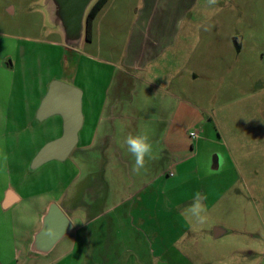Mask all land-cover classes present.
Here are the masks:
<instances>
[{"label":"rangeland","instance_id":"374dc122","mask_svg":"<svg viewBox=\"0 0 264 264\" xmlns=\"http://www.w3.org/2000/svg\"><path fill=\"white\" fill-rule=\"evenodd\" d=\"M141 3L118 0L115 15L120 19L111 28L112 34L107 29L108 16L100 22V34L96 18L93 40L83 42L74 54L63 45L48 0H0V196L9 187L22 198L10 209L0 206V264H56L60 254L70 250L72 233L48 255L28 251L31 235L50 201L74 225H81L78 242L86 245L87 231L96 232L101 242L103 219L90 226L87 222L90 214L103 211L101 206L96 209V198L103 195L111 216L115 215L110 231L121 264H157L154 260L162 257L163 245L173 248L167 264H264V0H218L215 6L196 0L177 25L173 48L181 49L177 59L167 52L141 72L142 78L154 82L153 75L167 71L170 78L160 81L162 91H140L143 82L135 81L137 91L127 94L135 119L111 124L109 132L118 139L106 144L100 138L104 130L97 118L107 91L125 65L130 24ZM53 79L82 91L85 119L77 144L65 160L31 170L29 162L38 149L61 133L59 116L43 121L34 117ZM132 86L130 82L128 88ZM113 94L117 95L116 87ZM177 98L188 101L191 112L179 124H170ZM197 112L199 123L195 122ZM97 127L99 136L86 150ZM137 132H146L153 148L151 158H145L149 163L145 168L154 164L153 159L163 162L170 150H184L179 156H191L195 150V158L174 168L172 177L162 175L156 180V172L147 169L134 173V157L123 141ZM193 133L200 136V146L187 150ZM103 149H119L123 154L115 171ZM225 153L233 164L225 162L212 170L208 161L219 163ZM104 170L107 173L101 175ZM215 173L214 181L211 175ZM90 175H98L94 187H90ZM173 180V185L167 184ZM95 182L108 183L111 192L103 194L102 185L96 189ZM116 182L125 188H118ZM145 182L150 185L138 194L142 200L138 208L148 216L141 221L132 215L136 200L129 197L125 204L119 200L134 195L135 183ZM197 192L207 197L208 219L194 227L180 213ZM91 201L94 204L87 208ZM74 214L79 222L73 220ZM215 227L225 233L214 237ZM81 255L79 262L88 263L90 254L84 250ZM64 261L75 264L68 258Z\"/></svg>","mask_w":264,"mask_h":264},{"label":"crops","instance_id":"0c3cea01","mask_svg":"<svg viewBox=\"0 0 264 264\" xmlns=\"http://www.w3.org/2000/svg\"><path fill=\"white\" fill-rule=\"evenodd\" d=\"M118 0H107L106 3L103 5V7L99 10L97 15L95 16L92 25H91V39L87 42H91L94 38V31H93V23L95 19L97 18V22H99V26L97 28V32L100 34L102 33L101 27H100V22L101 20L103 21V17L108 16L107 23L110 27H108V32L111 33V28H115L118 26V21L120 19V16L118 17L115 15L117 11H115L118 8L117 4ZM141 5L142 7L138 9V12L136 14V18L134 17L131 21L130 24V33L128 34L127 37V50L125 52V59L124 63L125 65L122 66V69L120 71V76L116 80V83H114L115 80L112 82L111 88L106 92L107 98L106 102L103 103L102 109L100 112L99 117L97 118V123L98 125L102 124L104 132L100 136L102 140H105L106 144L110 142V140L118 139L117 135H114L113 133L109 132L108 128L110 127L111 124H117L124 123L126 120L128 121H134V114H131V110L133 107L132 103L133 101L127 99V94L131 95L137 91V83L135 81H140L143 82L141 83V90L140 91H147V93L152 94V90L156 92L162 91L161 86H160V81L162 79L168 80L170 78L169 73L165 71L162 75H153L152 77H156V80L153 82L148 81L144 78L141 77V72L146 65H148L151 61L157 60L159 57L162 55L166 54L169 52V54L172 56V58L177 59V55L181 52V49L179 47H176L175 49L174 46L177 43V25L179 22L189 13V10H191L192 6L195 4L196 0H141ZM196 24L195 22H190L189 27L193 26V24ZM188 27V28H189ZM187 28V29H188ZM108 34V33H107ZM85 42V41H84ZM174 50V51H170ZM179 57V56H178ZM9 65V64H8ZM133 72V73H132ZM178 72V71H177ZM151 73H149L150 75ZM135 79V80H133ZM132 82L133 86L128 88V84ZM159 83V84H158ZM114 84V86H113ZM113 87H116L117 95L114 96V94L111 96L113 92ZM134 87V89H133ZM172 96H175L174 94H171ZM173 109V110H172ZM108 110V111H107ZM171 116L169 117L168 121H170V124L173 123H180L183 121L185 117H187L188 112H191L190 109V103L188 101L180 100L177 98V103L171 108ZM197 110V109H196ZM137 113V111H136ZM82 114H83V121L84 122L85 116H84V109H83V95H82ZM195 122L199 123L200 122V116L197 112V115L195 114ZM82 127V126H81ZM81 129V128H80ZM98 127L96 128L92 138L90 141L87 143L86 150H91L93 143L98 138ZM79 133V132H78ZM195 137H190L191 141L190 142V147L189 149L186 148L187 150H194L200 146V136H198L195 133ZM173 139L175 138L174 136L172 137ZM94 141V142H93ZM104 143V145H106ZM108 146V145H107ZM75 148V147H74ZM185 149V151H186ZM73 151V150H72ZM184 150H170L164 154V161L158 162V160L153 159L152 163H150V167L143 168L142 170H150V171H155L156 174L154 178L159 179L162 175L167 176H174L172 170L178 167H180L181 164L184 162L188 161L190 158H195V150L190 156L188 154H182L179 156V153ZM102 154L104 157H106V162H111V169L115 171L116 164L119 166V163L123 162L122 156L123 154L119 149H114V150H102ZM226 157L222 156L219 163L218 162H211L210 156L208 163L212 165L211 169L212 170H217L221 168L222 163L224 164L225 162L229 166V162L233 164L232 160L230 159L229 161V156L227 153ZM214 156V155H213ZM212 156V157H213ZM147 160V159H146ZM134 161V158H133ZM115 163V165H113ZM146 164H149L148 161H146ZM206 168V167H205ZM109 169V168H108ZM165 169V170H163ZM209 171V168L207 166L206 168ZM162 171V172H161ZM161 172V175H160ZM107 173L105 170L102 171L101 175H104ZM87 174H94V173H87ZM98 176V175H97ZM96 175H90L89 181L90 182V187L93 186V181L94 178L97 177ZM212 177L214 176V181L217 179L218 173H215V175H211ZM208 176H205L201 180H205ZM101 178H103L101 176ZM119 187L125 188V184H121L120 182H116ZM153 181H150V184H152ZM205 183V181H204ZM108 183H98L95 182L96 189L100 186L102 188L103 194H105V191L109 194L111 192V188ZM147 182L145 183H140L136 185V191L134 192V195H129L128 197H122L119 200V203L125 204L126 201L129 200V197H131L130 200H136L135 205L133 207V212L132 215H136V218L138 216V220H144L147 218L148 214L144 213L143 209L138 208V204L142 202L138 194L142 192L143 188H146ZM167 184H174V180L168 182ZM89 186V182L87 184V187ZM5 191V192H4ZM202 192H205V185H202ZM138 196V197H137ZM103 197L98 196L96 198V202L98 201V205L96 209L98 210L99 207L101 206L103 211L99 212H94L93 214L89 215L87 226H90V224L95 223L97 220L103 219L102 223V233L103 237L101 238V242L98 241V235L96 232H93L89 234L87 231V238H86V245L82 244L81 241H77L78 235L80 234L81 230V225L79 223H76L75 225L73 224V227L71 231L67 234L72 233V245L70 247V250L68 249L64 254H60L58 259L56 260V264H68L64 260L68 258L70 261L75 262V264H121L120 261V253L118 250V245L116 244L115 237H111V233L113 231H110V226H113V219L114 216L112 214L111 209L108 207V205H105V201H103ZM20 199L22 200L21 196L15 193L12 189L9 187L4 188V190L1 193L0 196V206L3 210L10 209L12 207L17 206L20 203ZM94 200V198H92ZM7 204H4V203ZM148 202H151L148 200ZM94 201H91L86 207H91L90 205H93ZM134 204V203H133ZM104 207V208H103ZM73 220L79 222L80 218L78 215L74 214ZM109 220V223H107ZM135 220V219H134ZM144 223V222H143ZM144 225V224H142ZM214 230V229H213ZM218 234L217 237L221 236L222 234L225 233V231L221 228L219 230H216ZM157 233V232H156ZM66 235V236H67ZM90 235V236H89ZM213 235V233H212ZM65 236V237H66ZM214 236V235H213ZM64 237V238H65ZM215 237V236H214ZM89 238V239H88ZM60 242V241H59ZM58 242V243H59ZM78 242V245H77ZM57 243V244H58ZM28 244V241H27ZM29 245V244H28ZM57 246V245H56ZM55 246V247H56ZM98 246L99 249H98ZM163 249V255L162 257L155 258L154 263L158 264L159 261L163 264H167V259H168V254L169 257L171 256V252L173 248L171 246H161ZM98 249V255L94 256V252ZM87 252L90 254L88 263H82L83 261L79 262V260L82 258L81 252ZM162 259V260H160ZM79 263H78V262ZM260 264V263H259Z\"/></svg>","mask_w":264,"mask_h":264},{"label":"water","instance_id":"95a60500","mask_svg":"<svg viewBox=\"0 0 264 264\" xmlns=\"http://www.w3.org/2000/svg\"><path fill=\"white\" fill-rule=\"evenodd\" d=\"M94 1L48 0V8L53 16L51 19L62 36L63 45L66 50L74 54H77L85 41V17ZM54 115L61 119V133L38 149L29 162L31 170L52 160H65L76 146L83 121L82 91L61 80H51L39 101L34 117L36 121H43ZM72 227L71 220L61 207L56 202L50 201L40 215L38 229L31 235L29 253L39 256L50 254ZM219 229L214 228L215 237L218 236L216 230Z\"/></svg>","mask_w":264,"mask_h":264},{"label":"clouds","instance_id":"9594fccd","mask_svg":"<svg viewBox=\"0 0 264 264\" xmlns=\"http://www.w3.org/2000/svg\"><path fill=\"white\" fill-rule=\"evenodd\" d=\"M206 2L208 6H215L218 0H206ZM123 143L127 146L128 152L134 157L133 172L138 174L145 167V158H151L153 148L149 136L146 132L129 133ZM206 199L205 195L197 192L191 203L181 210L180 214L184 220L194 227L207 222L208 209L204 203Z\"/></svg>","mask_w":264,"mask_h":264},{"label":"trees","instance_id":"16d2710c","mask_svg":"<svg viewBox=\"0 0 264 264\" xmlns=\"http://www.w3.org/2000/svg\"><path fill=\"white\" fill-rule=\"evenodd\" d=\"M107 0H95L92 5L89 7L85 21H86V32H85V41H89L91 39V25L92 22L99 12V10L103 7Z\"/></svg>","mask_w":264,"mask_h":264},{"label":"built area","instance_id":"2783aa9c","mask_svg":"<svg viewBox=\"0 0 264 264\" xmlns=\"http://www.w3.org/2000/svg\"><path fill=\"white\" fill-rule=\"evenodd\" d=\"M192 135H193V137H195V136H196V135H195V133H193Z\"/></svg>","mask_w":264,"mask_h":264}]
</instances>
